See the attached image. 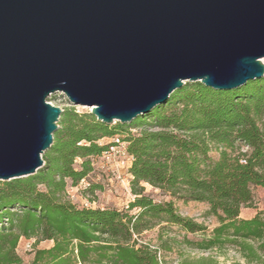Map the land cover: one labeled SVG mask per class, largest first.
Returning a JSON list of instances; mask_svg holds the SVG:
<instances>
[{
  "label": "trees",
  "instance_id": "trees-1",
  "mask_svg": "<svg viewBox=\"0 0 264 264\" xmlns=\"http://www.w3.org/2000/svg\"><path fill=\"white\" fill-rule=\"evenodd\" d=\"M57 124L43 165L34 174L0 181V264H22L15 251L20 237L53 240L35 251L32 264H161L158 250L170 249L161 234L155 248L136 246L133 237L164 223L202 233L198 240H184L196 249L229 245L246 261L264 264V213L240 216L251 206L253 187L264 188V76L229 90L186 82L129 123L106 124L90 112L66 108ZM114 135L133 157L127 171L134 199L123 209L77 207L67 186L91 174L92 158L108 147L98 140ZM143 184L205 203L217 225L205 234L204 223L180 214L172 199L154 201L143 194ZM94 187L90 182L83 193L88 196ZM133 208L139 211L131 214ZM197 264L216 263L209 258Z\"/></svg>",
  "mask_w": 264,
  "mask_h": 264
},
{
  "label": "water",
  "instance_id": "water-1",
  "mask_svg": "<svg viewBox=\"0 0 264 264\" xmlns=\"http://www.w3.org/2000/svg\"><path fill=\"white\" fill-rule=\"evenodd\" d=\"M264 0H0V180L34 174L63 93L129 123L185 81L264 76Z\"/></svg>",
  "mask_w": 264,
  "mask_h": 264
},
{
  "label": "rangeland",
  "instance_id": "rangeland-1",
  "mask_svg": "<svg viewBox=\"0 0 264 264\" xmlns=\"http://www.w3.org/2000/svg\"><path fill=\"white\" fill-rule=\"evenodd\" d=\"M193 82V81H185ZM47 100L53 105L59 106L62 110L72 108L77 113L90 112V108L84 105H74L61 92L52 93L47 97ZM58 122V121H57ZM111 124H114L113 122ZM59 126V125H58ZM133 132V131H132ZM117 136V135H114ZM113 136V137H114ZM111 136L102 137L98 140L99 144H105L110 141ZM211 156L216 158L217 151H211ZM119 159L106 163L101 157H93L94 170L90 174V182H93L95 187L89 197L83 193L82 189H73L72 202L77 207L92 206V207H109L123 209L129 201L134 199L128 180L126 167L121 164ZM80 160L76 159L74 166H78ZM7 181V180H0ZM67 179V183L69 184ZM144 185L143 194L149 196L154 201H166L172 199L178 212L183 216L194 218L197 222H202L206 225L208 234L211 229L217 225V221L212 216L206 215L207 205L196 201H183L172 198L170 195L151 187L148 184ZM40 188H43L40 186ZM90 199L95 201L91 202ZM251 211L264 213V188L253 187V199L251 202ZM253 209V210H252ZM137 208L131 209V214H136ZM161 234L162 240L169 243V250H158V256L161 264H197L203 259L212 258L216 264H260L258 262L246 261L240 253L232 246H225L221 251L210 250L204 251L194 248L184 240H198L202 237V233H189L177 225L162 224L154 226L149 230L143 231L141 234L134 236L136 246L141 244H149L155 248L159 244L158 236ZM53 240H39L36 238L20 237L16 246V253L22 260V264H32V260L37 249L49 248L52 246ZM264 261V254L262 259ZM79 264V263H75Z\"/></svg>",
  "mask_w": 264,
  "mask_h": 264
},
{
  "label": "built area",
  "instance_id": "built-area-1",
  "mask_svg": "<svg viewBox=\"0 0 264 264\" xmlns=\"http://www.w3.org/2000/svg\"><path fill=\"white\" fill-rule=\"evenodd\" d=\"M114 121L113 123H115ZM108 147L101 153L99 157H101L106 163L113 161L115 158H121L119 159L121 164H124L126 167V171L128 170L133 157L131 154L127 152L126 149V142L123 141L119 136H114L110 138V141L106 143ZM94 166V164H93ZM128 174V171H127ZM129 175V174H128ZM90 175H88L85 178H82L80 182L75 185H68L66 188L67 195L70 199H72L73 195V189H85L90 184ZM103 207V206H99Z\"/></svg>",
  "mask_w": 264,
  "mask_h": 264
},
{
  "label": "crops",
  "instance_id": "crops-1",
  "mask_svg": "<svg viewBox=\"0 0 264 264\" xmlns=\"http://www.w3.org/2000/svg\"><path fill=\"white\" fill-rule=\"evenodd\" d=\"M250 209L251 208H249V207L242 208L240 211V216L242 218H250V217L254 216L257 211H251Z\"/></svg>",
  "mask_w": 264,
  "mask_h": 264
},
{
  "label": "bare ground",
  "instance_id": "bare-ground-1",
  "mask_svg": "<svg viewBox=\"0 0 264 264\" xmlns=\"http://www.w3.org/2000/svg\"><path fill=\"white\" fill-rule=\"evenodd\" d=\"M264 61V60H263Z\"/></svg>",
  "mask_w": 264,
  "mask_h": 264
}]
</instances>
